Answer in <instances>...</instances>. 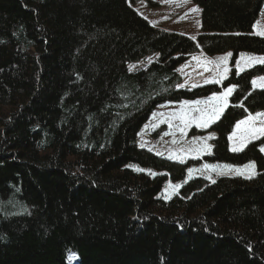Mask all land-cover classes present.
<instances>
[{"label":"trees","instance_id":"1","mask_svg":"<svg viewBox=\"0 0 264 264\" xmlns=\"http://www.w3.org/2000/svg\"><path fill=\"white\" fill-rule=\"evenodd\" d=\"M192 2L195 40L153 27L129 0H0V264H264V138L227 143L264 111V89L251 88L264 65L193 90L177 89L176 73L198 53L264 58L252 34L264 0ZM230 85L210 155L180 163L137 146L154 108ZM200 162L257 172L161 196Z\"/></svg>","mask_w":264,"mask_h":264},{"label":"rangeland","instance_id":"2","mask_svg":"<svg viewBox=\"0 0 264 264\" xmlns=\"http://www.w3.org/2000/svg\"><path fill=\"white\" fill-rule=\"evenodd\" d=\"M129 1H130V6L132 7V9L141 18L146 20L150 25H152L153 27L157 28L160 31L180 34V35H183V36L188 37L190 39H192V37L196 38L200 33V28H201L200 11L198 13H194V12L190 11L191 8L197 7L196 5L193 4L192 0H168V2H162V0H159V1H154L152 6H150L145 0H129ZM197 22H199V23H197ZM258 32H264V4H263V9L261 10L260 14L258 15L257 20L255 21V23L253 24V27H252V34H254L257 37L264 38V36L257 35L256 33H258ZM192 40H195V39H192ZM227 53H229V52H226V53L220 54V55H216L212 58L206 57L202 53H198V54H195V55L188 57V59L185 60V62L183 64H181L180 66H178L176 69V73L181 78V83L179 85H185L184 87H179V85H178L177 89H179V90H193V89L199 88V87L204 86V85H210V84L204 83V80H205V78H211L213 75H215V73L212 71H205L204 65L198 64L197 61L193 60L192 59L193 56H199L201 58V60H204L205 58L207 60H215L218 57L225 56ZM241 54H245L246 56L255 57V58H257V62L249 63V64H245L244 62H241L242 71H240L239 74L248 70V69H251L254 66L264 65V64H261L258 62L259 58H263V57L241 52V53H238L237 58H236V60H234L233 63L231 61V57L229 58L228 63H227V67L229 68V72L227 73V77L232 70L235 72L236 75H239V74H237L236 63L239 60ZM152 60H154V58H151V59L147 58V59L139 62L136 65L130 66L129 70H130V68H131L130 71L145 68L146 66H148L150 64V62H152ZM221 67H223V65ZM258 78L259 77H255L253 79H258ZM224 80H222V82ZM193 83H198L200 86L193 88V87H191V84H193ZM251 88L253 89L252 84H251ZM253 90H262V89L256 88ZM223 91H224V89H220V91H218L216 93H220ZM212 95H209L206 98H200V99H196V100H206ZM230 96L228 97V105H229ZM192 101H195V100H192ZM180 103L181 102H179V103H165V105H169V107L161 108L158 106V107L154 108L153 112H167V111L172 110L173 108H178ZM152 113L149 115L147 121L138 130V133L136 136V144L138 147L142 148L140 145L142 142H144L145 146L143 147V149H146L149 151V149L151 148L152 149V151H150L151 153H153L155 155H157V153H163V155H159V156L167 158L169 155V152L177 149L179 147V145H173L172 144V142H171L172 137L171 136H164L163 139H161L163 132L168 130L167 124H160L158 128H156L155 130H152L151 123H150V122H152ZM255 114H252V115H255ZM247 117H245L241 120H244ZM241 120H239V121H241ZM236 123L234 124L232 131L228 134V136L231 135L232 132L235 130ZM145 125H149V127L145 128ZM257 125L259 126V121H257ZM211 126L207 129H196L195 127L191 128L189 130L188 137L186 139L191 140V138L194 135L208 136L211 133H214V135L216 136L215 132L213 130H210ZM228 136H227L228 149L231 151V147L233 146V144L239 143V140L234 139L232 141H229ZM177 138H178V136H177ZM262 138H264V136H261L258 139H255L252 141H256L259 139L261 140ZM212 140L213 139L207 141V143L211 146H212ZM261 146H264V143ZM261 153L264 155V152H261ZM205 156H208V155H202V157L200 159L187 158L185 160V162H187L189 160L190 161L202 160V158ZM172 161L179 162L178 160H172ZM251 163H253V162H251ZM204 164L221 165V166L230 165L234 169L239 168V169H242L243 171H242V174H238L234 171H228V170H224V174H218L217 172H211L210 173L211 180H210V179H205V175H208L209 173H207L206 171L205 172L200 171V169L202 168V166ZM248 164L249 163L244 164V165H231V164H226V163H221V162H214V163L200 162L196 166L191 167L192 169H196V171H193L191 176H189V173L187 170L184 180L178 184H180V185L186 184L189 180H191L193 178H202L205 181H207V183H212V180H216L219 177L236 176V177L249 179L246 177H250V178L254 177L257 170H256V166L254 169L245 168V166ZM175 185L176 184L166 183L164 185L163 189L161 190V196L166 200L172 198L175 194H177V191L179 189V188L176 189L174 187ZM68 260L73 261L71 258V255L68 256Z\"/></svg>","mask_w":264,"mask_h":264},{"label":"snow or ice","instance_id":"3","mask_svg":"<svg viewBox=\"0 0 264 264\" xmlns=\"http://www.w3.org/2000/svg\"><path fill=\"white\" fill-rule=\"evenodd\" d=\"M162 2H168V0H162ZM190 11L198 13L200 10L197 7H193ZM256 34L264 36V32H258ZM192 39H195V37H192ZM231 56L232 53L229 52L225 56L218 57L215 60H207L206 58L201 60L199 56H193L192 59L197 61L198 64H203L205 71H212L215 73L211 78H205L204 83L220 84L222 80L227 78V73L229 72L227 63ZM241 62H244L245 64L254 63L257 62V58L241 54L236 63L237 74L242 71ZM258 62L264 64V58H259ZM222 65L223 67H221ZM251 84L253 89H264V76H261L258 79H253ZM184 86L185 85H179V87ZM199 86L198 83L191 84V87L193 88ZM234 90L235 86L230 85L226 87L223 92L213 93V95L206 100H184L180 103L178 108H173L167 112L152 113V122H150L152 130L158 128L160 124H167L168 130L163 132L161 139H163L164 136H171L172 144L179 145L177 149L169 152L167 157L169 160H178L180 163H184L187 158L200 159L202 155L211 154L212 146L209 145L207 141L215 138L214 133H211L208 136L194 135L191 140H187L186 138L188 137L189 130L193 127L196 129H207L215 124L223 115L228 106V97ZM159 107L166 108L169 107V105L161 104ZM241 107H243V105H241ZM257 121H259V126L257 125ZM148 127L149 125H145V128ZM261 136H264V112H258L255 115L249 114L246 119L236 123L235 130L228 136L229 141L234 139L239 140V143L233 144L231 151H243L247 146V143L258 139ZM140 146L143 148L145 146L144 142H142ZM149 151H152V149L150 148ZM260 151L264 152V146L260 147ZM157 155H163V153H157ZM245 168L254 169L255 164L249 163ZM138 170L142 171V169ZM224 170L234 171L238 174H242L243 171L239 168L234 169L230 165L221 166L210 164H204L200 169L201 172L206 171L209 173L208 175H205V179L210 180L211 172L224 174ZM193 171H196V169H188L189 176H191ZM153 175L155 174L153 173ZM212 183H215V180H212ZM174 187L178 189L181 185L176 184Z\"/></svg>","mask_w":264,"mask_h":264}]
</instances>
